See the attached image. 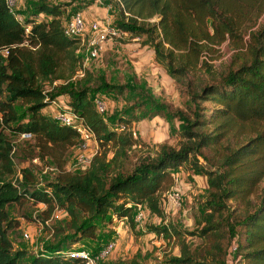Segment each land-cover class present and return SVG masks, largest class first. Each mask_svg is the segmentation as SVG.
<instances>
[{"label":"trees","instance_id":"16d2710c","mask_svg":"<svg viewBox=\"0 0 264 264\" xmlns=\"http://www.w3.org/2000/svg\"><path fill=\"white\" fill-rule=\"evenodd\" d=\"M35 1L11 13L6 0H0V49H7L0 58V264H82L63 251L80 239L97 237L89 249L96 253L101 242L109 240L95 234L97 223L115 218L132 225L141 206L164 220L158 193L172 171L183 167L205 177L207 194L193 230L182 232L169 222L151 227L162 238H174L178 246V255L165 263L225 264L233 248L236 262L264 264V187L257 202L249 200L264 178V17L258 19L264 0H115L121 18L112 25L126 35H144L142 43L151 47L154 61L171 78L195 68L200 53L211 45L227 40L236 49L231 67L200 86L198 93H189L192 102L210 100L211 110L204 112L195 103L189 115L165 103L150 110L151 116L176 118L181 141L177 147L161 144L153 157L134 163L127 154L135 144L131 133L109 128L93 103L99 92L121 95L123 86L109 84L103 75L92 76L81 66L79 40L63 34L67 16L73 13L62 19L67 5ZM245 34L247 41L239 47ZM79 70L82 75L75 78ZM59 96L67 97L66 105L82 118L96 142V152L81 170H63L62 151L78 146V134L43 113ZM18 101L27 105L23 116L16 111ZM143 106L135 101L130 108L138 112ZM135 120L133 115L118 118L124 126ZM21 133L29 139L16 141ZM18 143L37 147L40 160L51 156L59 170L53 181L39 186L30 168L16 167ZM209 149L220 153H203ZM22 200L60 208L71 230L60 240L63 229L58 228L47 253L27 260L24 249L13 247L9 233L15 223L7 213L9 205ZM228 201L241 204L242 210L236 212ZM184 235L210 241L206 247L190 248Z\"/></svg>","mask_w":264,"mask_h":264},{"label":"rangeland","instance_id":"374dc122","mask_svg":"<svg viewBox=\"0 0 264 264\" xmlns=\"http://www.w3.org/2000/svg\"><path fill=\"white\" fill-rule=\"evenodd\" d=\"M35 2V0H8V4H14L12 5L13 12L15 4L19 6L17 9L19 11L25 9L26 4L30 6ZM48 2L67 5V9H64L62 14V19L64 20L69 12H77L82 16L86 27L92 20H96L102 25H112L121 18V12L115 4V0H49ZM263 17L264 13L258 18L259 22ZM148 21L155 22L156 19L150 18ZM209 24L210 20L208 19V30H210ZM247 38L246 34L243 35L238 46L245 45ZM144 39V35L114 37L104 44L98 57L90 59L84 64V68L92 76L103 75L109 84L123 86L121 95L115 92H99L97 96L105 103L106 111L101 116L109 128L119 131V128L123 126L122 130L133 131L134 134H131V137L135 144L127 152L131 163L153 157L161 144L177 147L181 141L178 133L180 122L174 117L165 119L159 115L151 116L150 110H154L159 103H165L170 110L178 108L188 115L194 109V103L199 104L204 112L211 110L214 106L210 100L196 99V102H192L189 93H198L200 86L210 84L227 67H231L232 56L236 51L233 48L235 47L234 44L231 46L227 40L211 45L209 50H203L200 53L198 65L195 68L187 70L185 76L175 73L176 77L171 78L165 73L163 66L154 61L153 50L147 44L142 43ZM77 54L81 57L82 52L78 51ZM247 56L244 52V57ZM238 62L237 58L236 63ZM63 80H55L53 85L61 83ZM55 100L67 104L68 99L66 96H59ZM135 101H141L144 104L142 110L137 112L136 109L130 108ZM15 104L18 115L23 116L27 105L19 101ZM53 112L52 104L43 109V113L47 116H51ZM142 114L145 117L142 118ZM130 115L137 116L138 120L131 121L126 124L127 126L118 121L119 117L129 118ZM27 139L29 137L19 134L16 141ZM18 144H20L19 149H17L19 161H17L16 167L27 166L30 168L37 177L39 186L53 181L59 170L55 166L57 163L51 160V156L46 155L47 157L40 160L35 155L38 150L37 147L33 146L32 148L29 145H24V143ZM96 150V142L90 140L86 142L84 149L79 143L76 147L62 151L65 160L63 170L68 172L81 170L79 165H75L78 155L81 152L90 155ZM215 150L218 151L219 147L217 146ZM203 153L210 157H217L220 152L214 155L209 149L204 150ZM110 154L108 151L107 156ZM199 160H201V164H204L202 159ZM171 174L173 177L166 180L158 193L159 207L164 220L161 221L159 217L148 213L147 209L141 206L134 213L132 225L126 219L118 221L113 218L108 224H104L103 221L97 223L95 234L97 233L98 237L103 240H107L109 237V240L114 241L113 248L99 264H128L131 262L136 264H166L167 258L178 255L175 239L162 238L161 235L151 231V227L169 222L182 232L196 228L194 222L195 219L199 218V211L207 194V185L205 177L193 173L189 167L176 169ZM173 187H177L179 191L178 205L168 203L165 198L167 192ZM262 187H264V178L260 180L254 192L249 196L252 203L257 202ZM227 204L230 206L234 204L237 208L236 212L241 211L243 207L241 204L237 207L231 201H228ZM7 213L8 217L15 223L13 230L9 233L13 247L14 249H24L27 253L26 260L33 255L42 256L46 254L48 249L46 247L49 244L57 239L61 240L63 234L71 232L66 228L67 214L58 207L49 209L43 203L34 204L22 200L18 204L9 205ZM58 228H62L63 232L56 239L54 233ZM114 230L117 232L115 233ZM23 234H26L27 237H24ZM95 238L91 240L80 239L76 243L83 244L87 249H90L98 240L97 237ZM184 239L190 248L194 246L206 247L210 241L209 238L201 240L197 236L189 235H184ZM225 264H241V262H236L232 248L227 253Z\"/></svg>","mask_w":264,"mask_h":264},{"label":"built area","instance_id":"2783aa9c","mask_svg":"<svg viewBox=\"0 0 264 264\" xmlns=\"http://www.w3.org/2000/svg\"><path fill=\"white\" fill-rule=\"evenodd\" d=\"M6 3L9 7V12L13 13L12 5L14 4H8V0H6ZM15 18L18 22H21V18L19 16H16ZM63 34L66 37L77 38L79 40L80 48L78 51L82 52L80 57V63L82 67H85L84 64L90 59L98 57L99 52L103 49L104 44L108 40L121 35H126L125 33L118 31L113 25H102L96 20H92L86 27L82 16L77 12L70 13L67 16L63 27ZM6 54V48L0 49V56L2 58L5 57ZM81 75L82 72L79 70L76 72L74 77H79ZM93 103L97 112L100 115H103L106 111L104 101L98 96H95L93 98ZM50 104H52L54 108V112L52 113L53 119L56 120L60 125L68 126L74 129V131L78 134L83 149L86 145V142L94 140L93 133L90 128L69 106L57 102L55 99L51 100ZM119 129L122 130L123 126H121ZM130 133L132 135L134 134L133 131ZM20 135L29 137V134L27 133H21ZM81 153L78 155L75 165H79L82 169L89 164L91 156L94 153L90 155L84 154L83 152ZM179 197L180 195L177 187L171 188V190L165 195L167 202L172 205H178ZM113 219L115 220V218ZM114 232L116 233L117 231L114 230ZM23 236L27 237L26 234H23ZM113 243L114 241L110 239L106 244H102L96 253L91 252V250L87 249L83 244L76 243L72 245L70 249L63 251V253L66 257L80 259L82 264H99L100 261L103 260V258L106 257L109 251L113 248Z\"/></svg>","mask_w":264,"mask_h":264},{"label":"crops","instance_id":"0c3cea01","mask_svg":"<svg viewBox=\"0 0 264 264\" xmlns=\"http://www.w3.org/2000/svg\"><path fill=\"white\" fill-rule=\"evenodd\" d=\"M15 9L17 10V9H19V6H17V4H15ZM119 221V220H118ZM33 252H34V250H33Z\"/></svg>","mask_w":264,"mask_h":264}]
</instances>
